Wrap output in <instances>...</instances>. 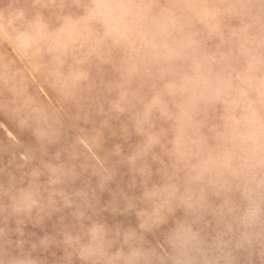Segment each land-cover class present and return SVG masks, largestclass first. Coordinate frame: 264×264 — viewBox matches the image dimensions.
<instances>
[{
	"label": "rangeland",
	"instance_id": "obj_1",
	"mask_svg": "<svg viewBox=\"0 0 264 264\" xmlns=\"http://www.w3.org/2000/svg\"><path fill=\"white\" fill-rule=\"evenodd\" d=\"M0 264H264V0H0Z\"/></svg>",
	"mask_w": 264,
	"mask_h": 264
}]
</instances>
